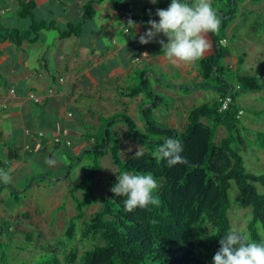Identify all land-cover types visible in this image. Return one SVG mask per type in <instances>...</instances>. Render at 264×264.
Listing matches in <instances>:
<instances>
[{"label": "trees", "instance_id": "16d2710c", "mask_svg": "<svg viewBox=\"0 0 264 264\" xmlns=\"http://www.w3.org/2000/svg\"><path fill=\"white\" fill-rule=\"evenodd\" d=\"M112 1L114 4L118 2ZM32 8V2H21L19 15L29 16ZM87 10L92 13L90 6L85 7V12ZM231 13L232 10L226 13L220 11L219 31L209 33L215 52L204 57L198 64V73L203 82L180 87L186 91L214 90L217 94L215 100L193 107L182 130L150 121L147 117L150 111H144L143 123L147 136L136 131V125L129 117L119 116L118 122L125 120L129 123L128 135L131 138L139 140L142 147H145L144 143L148 144L141 157L122 159L119 133L113 131L111 134L106 127L103 134L95 136L97 148L85 149V154L92 155L93 159L83 171L80 182L69 188L76 214L69 218L64 236L67 239L73 238L76 223L82 221L80 241L89 242L92 246L80 254L76 249L70 250L65 264H199L193 248L194 229L203 232L206 231V225L210 226L206 244L215 254L220 247L219 239L230 230L227 213L230 209L228 191L232 185L239 193L240 207L250 209L251 217L247 225L250 240L264 242V194L259 193L256 188V184L264 186V174H253L245 169L241 152L246 149V139L240 134L241 121L238 113L241 109L237 104L239 95L259 92L263 84L256 75L240 74L239 67L243 64L244 53L238 57L235 71L225 68L219 62L226 52L221 43L227 39L225 30L231 22ZM151 17L153 20L159 19L153 11L145 8L141 16L132 19L147 27ZM80 26L70 25V28L80 31ZM45 27L47 24L34 23L28 31L21 32L0 26V39L20 43ZM71 33L73 29L62 36H69ZM163 79L165 78L161 77ZM146 84L148 80L143 72L140 75L141 86H133L126 95L133 99L142 93ZM148 88L149 85L147 91ZM148 92L150 96H157L152 103L153 107L158 104L160 97L151 89ZM227 95L231 96L232 102L227 109L221 111L220 100ZM257 114L264 115V110ZM115 117L109 118L107 124L114 122ZM219 127H223L227 135L216 144L214 139ZM112 136L115 137L113 142ZM168 138L181 142V155L189 161L187 165L170 167L166 161L156 157L158 147ZM250 144L264 151V131L255 132ZM105 147L106 151H103L102 148ZM104 154L110 155L118 172L115 177L110 178L106 191L97 193L95 176L100 171L98 157L101 159ZM73 164L74 162L67 168L71 169ZM123 171L151 173L158 182L153 195L159 197V205L150 204L143 209L125 211L124 198L117 197L110 191L117 182L116 176ZM90 207L95 209L87 215L86 210ZM32 236L33 233H27L26 240L30 241ZM54 258L53 264H61L57 257Z\"/></svg>", "mask_w": 264, "mask_h": 264}, {"label": "crops", "instance_id": "0c3cea01", "mask_svg": "<svg viewBox=\"0 0 264 264\" xmlns=\"http://www.w3.org/2000/svg\"><path fill=\"white\" fill-rule=\"evenodd\" d=\"M115 1L118 2L114 4L112 0H0V26L26 32L34 23L47 24V27L20 43L0 39V170L10 175V182H14L20 175L22 179L27 175L34 177L37 174H50L51 168L41 167H46L44 163L52 159L56 151L52 148L53 144L65 151L72 147L73 151L95 147L97 138L92 134L89 136L85 125L97 107L109 119L116 116L113 111L119 109L116 105V102H119L122 105L121 110L125 113L121 115L128 117L123 106L131 99L126 92L133 87L129 81L133 66L140 70V75L145 72L146 79L147 76H154L157 85L164 84L160 81L164 74L146 72L151 69V65L144 63L154 62V65L165 71L174 69L182 75L201 80L198 67L193 68L192 65L199 64L204 57L214 54L215 45L209 34L212 48L197 63L172 64L166 58L161 45L153 51L145 50L148 44L141 45L138 41L139 35L143 34L147 27L132 19L141 16L145 8L154 13L157 9H166L171 0H157L155 4L151 3V0ZM217 1L212 0V5ZM21 2L33 3L32 11L27 17L19 15ZM231 3L226 0L225 5L228 8L224 13L238 8L239 13H243V9L250 12L264 10V0H247L244 4L241 0H233ZM86 6L91 7L92 13L88 10L85 12ZM215 11L217 16L221 17V10ZM129 19L138 27L128 29L126 26ZM236 19H231L227 33L235 27ZM70 25H81L80 31L70 28ZM71 29L73 33L62 36ZM156 39L167 42L162 34ZM154 43L157 44L155 41ZM136 45L139 47L136 48ZM263 48L262 41L252 43L250 51L254 52L258 65H255L256 70H249L258 76L263 84L259 92L249 93L254 94L258 101H262L261 107L264 106V65L259 64H264ZM238 57L227 54L223 59L230 65L229 68L235 71ZM242 65L239 67L240 74L248 75L240 70ZM181 83L182 79L178 78L177 87L183 86ZM31 94L38 97L39 101L30 100ZM141 94L133 99L139 98ZM216 97L217 95L214 100ZM85 98L95 100L96 105L87 103ZM158 103L161 104V101ZM72 107L78 112L76 120L73 121ZM188 107L178 103L175 109L182 111ZM192 108L187 110L188 113ZM139 111L143 117L145 110L139 108ZM187 116L188 114L186 122ZM119 125L113 131L121 132L120 128L124 125ZM73 127L84 128L85 133L80 134ZM100 127L98 126V129ZM126 131L128 133L127 129ZM60 136H63V140ZM62 155L64 158L68 156L67 153ZM62 166L68 167V164L65 162ZM27 168L30 169L28 174ZM39 186L44 187L37 184L34 187ZM16 187L14 183L0 181V195H7L8 190H15L13 193L19 194V188Z\"/></svg>", "mask_w": 264, "mask_h": 264}, {"label": "rangeland", "instance_id": "374dc122", "mask_svg": "<svg viewBox=\"0 0 264 264\" xmlns=\"http://www.w3.org/2000/svg\"><path fill=\"white\" fill-rule=\"evenodd\" d=\"M241 1L244 4L247 0ZM231 2L230 0V4H232ZM225 4L226 0H218L213 7L214 9L224 12L228 8ZM231 14L232 16L230 19L237 18V22L229 33H227V30L230 24L225 30L227 40L221 43L226 50L223 58L227 54L238 57L242 52H245L246 58L240 70L244 74L254 75V73H250L249 70H256L257 68L255 65H258V61L254 52L250 51V49L254 41L259 40L264 43V10L250 12V10L243 9V13H239L238 8L235 9L234 12L232 10ZM159 45V43L155 44L153 41L148 44L145 50L153 51ZM135 47L138 48L139 45ZM223 58L219 59V62L225 68H229L230 65L226 64ZM216 60L218 59H215V61ZM147 64L151 65L149 67L151 69L146 72L164 74L165 79L160 80L164 84L157 85L158 82L154 79V76H147L148 84H146L147 87L148 85L151 87L155 95L160 97L159 101H161V104L158 103L152 107V103L157 96H150L148 92L150 88H148L147 91V87L145 86V88L142 89V96L137 99H128L127 105L123 106L124 110H126V115L135 123V129L141 135L147 136V133L144 130L145 121L143 120L139 108L140 110H145V112H147V110L150 111V113H147V117L150 121L154 120L159 125L170 126L177 130H182L183 125L186 123L187 110L204 103H211L217 95L216 92L211 89H193L186 91L183 88L177 87L179 86L177 84L178 78L182 79L181 84H183V86H194L199 82L202 83L203 80L201 79L198 81L196 78L184 74L182 75L181 72L174 69L165 71L154 65V62L144 63V65ZM192 66L196 68L198 64ZM139 72L140 70L137 69L136 66H133V72L130 74L129 79L131 82L130 86H141ZM230 79L232 80V78ZM167 84L171 85L167 86ZM199 90L200 92H196ZM85 101L89 104L96 105L95 100L86 99ZM178 103H181V106L189 107L179 111L175 109ZM237 103L242 109V116L240 117V134L246 139V149L241 152L245 169L253 174H264V151L250 144L254 139L255 132L264 131V116L257 114V112L264 109V106L261 107L262 101H258L254 97V94L239 95ZM116 105L119 109L116 108L113 111V114L116 115V120L114 122L107 124V120H109L106 117L107 115L97 107V110H93L94 112L91 115L93 118L90 116L86 121V131L89 135L92 134L98 137V135L100 136V134H103L105 127L112 134L113 130L117 128L119 124V127L124 125L125 128L124 126L120 128L121 132H119V137H121L118 141L121 158L127 159L135 156L138 149L145 153V148H148V144L144 143L143 145L145 147H142L139 140L133 139L128 135L126 129L128 130L129 123L125 120H120V122L117 120L121 114H125L121 110L122 105L119 102H116ZM152 108L155 109L151 110ZM71 110L73 121L76 120L78 112L74 107H72ZM173 110L177 111L174 112ZM98 126H101L100 129H98ZM73 129L77 130L80 134L85 133L84 128L79 127V129H76L73 127ZM226 135L225 129L219 127L216 131L214 142L217 144ZM78 137L79 136H77V138ZM60 139L63 140V136H60ZM114 139L115 137L112 136L111 141L113 142ZM52 148L56 150L52 155L55 164L50 165L44 163L46 167H41L42 169H47V167L51 168L50 174H48L49 176H46L47 178L39 177L40 174H37L34 175L35 178L31 175H27L26 177L23 176L22 180L20 175L14 182H9L10 184L14 183V185L17 186L16 188H19L17 192L19 194L13 193L15 190L12 192L8 190L7 195L3 193L0 195V264H53L54 257H57L61 261V264H65L70 250L76 249L80 254L92 246L89 242L82 243L80 241V234L83 228L82 221L76 223L73 238L67 239L64 235L69 223V218L76 214L74 200L69 188L80 182L83 177V171L91 164L93 156L86 155L85 149L83 148L81 149L82 151L80 150L81 153H79L80 151H73V147L65 151L56 144H53ZM102 150L106 151V147L102 148ZM63 153H67L68 156L64 158L62 155ZM65 162L68 165L73 162L74 164L70 169V167L67 168V166H62ZM98 164L100 171L95 176V189L97 193H104L110 178L115 177L118 170L113 165L109 154H104L101 159L98 157ZM29 171L30 169L27 168L26 174H28ZM20 179L21 181H19ZM17 181L19 182L16 183ZM36 184L44 187H34ZM256 188L259 193L264 194V186L256 184ZM228 194L230 209L228 210L227 216L230 229L235 228L249 238L247 225L251 217L250 209H243L240 207L239 193L234 185L231 186ZM94 209L95 207L88 208L86 214H91ZM206 227V231L203 232L194 229L193 248L199 260V264H212L213 262L214 252L206 244L210 226L206 225ZM259 232L262 235L260 230ZM27 233H33L30 241L26 240L25 235Z\"/></svg>", "mask_w": 264, "mask_h": 264}, {"label": "clouds", "instance_id": "9594fccd", "mask_svg": "<svg viewBox=\"0 0 264 264\" xmlns=\"http://www.w3.org/2000/svg\"><path fill=\"white\" fill-rule=\"evenodd\" d=\"M156 2L157 0H151L153 4ZM155 15L159 18L158 21L148 20L147 30L139 35L138 42L141 45L153 41L159 43L172 64L195 63L200 60L212 48L208 34L216 33L220 28V19L212 0H171L166 9H157ZM126 27L133 29L138 25L129 19ZM161 34L166 37V43L163 39H156ZM182 151V144L178 139L168 138L158 147L155 155L166 161L170 167L177 164L187 165L189 161L181 155ZM143 154L138 149L135 157ZM46 163L54 165L55 160L50 159ZM10 180V175L0 170V181L9 183ZM157 188L158 182L151 173L123 171L117 175V182L110 191L115 196L124 198V210L132 212L150 204L159 205V197L153 195ZM219 245L212 264H264V242L251 241L235 228L219 239Z\"/></svg>", "mask_w": 264, "mask_h": 264}, {"label": "built area", "instance_id": "2783aa9c", "mask_svg": "<svg viewBox=\"0 0 264 264\" xmlns=\"http://www.w3.org/2000/svg\"><path fill=\"white\" fill-rule=\"evenodd\" d=\"M59 81H62V79H59ZM237 88H238V87H236V89H237ZM29 99L32 100V101H34V102H38V101H39L38 97H35V96H33L32 94L29 95ZM220 101H221V107H220V110L223 111V110L227 109L228 105L231 104V102H232V98H231L230 95H227L224 99H221ZM238 114H239V116H240V115H241V112H239Z\"/></svg>", "mask_w": 264, "mask_h": 264}, {"label": "water", "instance_id": "95a60500", "mask_svg": "<svg viewBox=\"0 0 264 264\" xmlns=\"http://www.w3.org/2000/svg\"><path fill=\"white\" fill-rule=\"evenodd\" d=\"M231 1H233V0H231ZM39 177H43V178H46V177H44V176H42V175H39Z\"/></svg>", "mask_w": 264, "mask_h": 264}]
</instances>
